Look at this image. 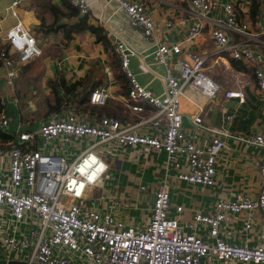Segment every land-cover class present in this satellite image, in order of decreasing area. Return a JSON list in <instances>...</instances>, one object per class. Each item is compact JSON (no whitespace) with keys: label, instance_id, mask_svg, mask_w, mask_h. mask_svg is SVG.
I'll use <instances>...</instances> for the list:
<instances>
[{"label":"built area","instance_id":"built-area-1","mask_svg":"<svg viewBox=\"0 0 264 264\" xmlns=\"http://www.w3.org/2000/svg\"><path fill=\"white\" fill-rule=\"evenodd\" d=\"M252 1L261 7L264 17V0ZM19 2L13 0L6 8L17 21L5 30V44L0 48V93L4 90L3 99L8 100H16L18 68L42 54L34 33L18 19ZM69 2L79 15L88 14L89 0ZM108 2L116 5L143 39L150 40L151 50L142 55L139 68L148 72L143 61L146 56H151L152 64L162 66L163 90L156 93L137 79L131 69L136 52L119 41L115 49L129 80L126 106L140 113L147 104L150 116L140 117L134 123L104 114L86 116L69 102L36 127L23 125L10 134L4 142L8 163L0 165V260L25 264H201L211 259L264 264L263 244L229 243L221 235L222 224L231 222L242 211H259L264 216V156L258 162L260 186L256 197L243 192L236 193L233 199L219 197L211 211L197 210L185 223L177 215L169 214L168 186L173 177L213 187L217 157L225 147L223 136L229 135L224 128L203 123L202 105L192 123L211 136L209 143L197 144L183 131L182 98L188 96L196 102L187 92L207 101L214 100L220 92L219 84L206 71V56L192 48L208 16L214 12L221 15L209 28L217 50L253 65L257 86L263 92L264 53L234 41L233 34H244L248 41H256L264 34V24L256 21V29L249 32L248 24L238 16L237 0H185L183 15L177 21L170 18L166 22L168 27L177 24L185 28V32L174 42H167L155 34L156 22L142 2ZM224 96L243 99L241 91L226 90ZM109 97L108 90L99 86L90 91L89 102L105 105ZM221 112L224 121L235 118V113L225 108ZM9 122L8 115L1 110L0 130L7 129ZM237 139L264 149L263 134H245ZM108 144L138 148L139 153L143 146H148L165 154V170L153 189L149 218L144 224L126 222L112 213L123 202L119 196L103 208L97 205L99 191L90 193L94 186L102 184L101 178L109 170L98 152L99 146ZM146 189L141 186L140 191ZM88 198H92L94 205L87 206ZM175 210L180 215L183 205H176ZM251 226L247 218L237 231L245 235ZM198 230L206 235H200Z\"/></svg>","mask_w":264,"mask_h":264},{"label":"crops","instance_id":"crops-1","mask_svg":"<svg viewBox=\"0 0 264 264\" xmlns=\"http://www.w3.org/2000/svg\"><path fill=\"white\" fill-rule=\"evenodd\" d=\"M12 1L0 0V48L5 44L3 38L5 30L17 21L6 11ZM137 1L145 5L155 20V34L162 41L174 42L179 38L180 33L185 32V28H180L177 24L174 27L166 25L168 19L177 21L178 17L183 15L185 0ZM237 1L238 16L248 24L249 32L256 29V21L264 24L261 7L258 4L252 0ZM69 3V0H20L16 7L18 19L34 33L42 54L18 68L16 100L3 99L4 90L0 93V111H5L10 119L8 128L0 131V165L2 166L8 163V158L4 155L5 139L20 130L21 126L34 128L46 118L41 117L37 123L32 124L25 121L27 117L23 112L27 108L25 105L35 101L49 108L56 100L54 85L62 80L66 84L82 82L83 84L77 85L75 90L80 94L99 86H104L108 90L110 97L106 104L96 105L106 108L101 113L100 109L95 108L96 111L91 112L89 108L77 107L72 100L78 111L86 116L104 114L122 122L134 123L140 117L151 115V108L147 104H144V110L140 113L132 112L126 106L125 96L129 84L127 83L125 88L116 76L118 69L123 72L119 54L115 49L119 41H124L136 52V56L131 60V69L137 79L156 93L163 90L162 66L152 64L151 56H146L143 61L149 67L148 72L143 73L139 68L142 55L151 50L150 40L143 39L138 30L129 26L126 17L116 9L114 3L108 0H89L90 9L85 15L89 25L102 28V34L106 37L105 43L98 40L97 35L89 29L74 30L75 23L82 16L78 13L76 15L74 7ZM215 19H221L220 13L214 12L208 16L202 34L196 38L192 48L206 56L204 62L206 71L219 84L220 92L214 100L207 101L198 94L188 91L187 95L195 98L196 102L188 96L182 98V124L187 138L197 144L207 145L211 136L200 131L192 123V117L198 113L199 106L202 105L204 110L200 115L203 123L224 128L229 135L223 136L225 147L217 157V172L213 187L169 178L171 202L169 214L177 215L184 223L190 220L197 210L211 211L219 197L233 199L238 192L256 197L260 186L258 162L264 156V149L240 141L237 137L253 133L264 135V92L257 86L253 65L232 58L228 52L217 50L209 32L210 25ZM233 39L258 48L264 53V34L259 36V40L248 41L246 35L234 33ZM226 90L241 91L243 99L225 97ZM59 93L62 94V89H59ZM222 108L234 112L235 118L224 121ZM56 111L59 110L52 112ZM146 129L152 130L151 127ZM105 146H109L110 152L117 156L116 166L120 170L115 174L114 183L105 187L107 191L105 195L104 184L94 186L90 193L95 194L99 191L97 205L103 208L106 204L109 205L112 198L119 196L123 202L115 207L112 213L126 222L135 220L138 224H144L149 218L153 189L165 170V154L148 146H143L142 153H139L138 148H119L109 144L99 146L98 152L106 155ZM181 163L184 165L183 162ZM141 186H146L147 189L140 191ZM179 204L183 205L180 215L176 214L175 210V206ZM132 205L137 208L130 209L129 206ZM247 218H250L252 226L245 235L240 234L237 229L243 227ZM197 233L206 235L202 230H198ZM221 235L229 243L247 242L264 245V216L259 211H242L239 215H235L231 222L222 224ZM201 264L240 263L205 259Z\"/></svg>","mask_w":264,"mask_h":264},{"label":"trees","instance_id":"trees-1","mask_svg":"<svg viewBox=\"0 0 264 264\" xmlns=\"http://www.w3.org/2000/svg\"><path fill=\"white\" fill-rule=\"evenodd\" d=\"M69 5H70V3H69ZM74 10L76 11V15H77V10L75 8H74ZM84 29L91 30V32H93L94 34L97 35L98 40L102 41L103 43L106 42V37H105V35L102 34V28L95 27L93 25H89L86 21L85 16H82L75 23L74 30L82 31ZM120 67H121V65H120ZM116 76L122 82V85L126 88L127 83L129 84V80L125 76V74L123 72H121L120 69H118L116 71ZM81 84H83V83L82 82H73L70 84H66L62 80L57 85H54V92L56 95V100H55V103L53 105L49 106V108L60 110L64 105L68 104L69 102L74 101L75 104L77 105V107H80V108L83 107L84 109L89 108L91 112L96 111L95 107H93L96 105H92L89 102V94H90V91L94 89V87L90 88V90L87 91L86 93L80 94L79 92H76L75 90H76L77 85H81ZM58 85H59V88H58ZM59 89H62V94L59 93ZM104 109L106 110L105 107H104ZM104 109L100 110V113L105 111ZM8 139H9V137H7L5 140L7 141Z\"/></svg>","mask_w":264,"mask_h":264},{"label":"rangeland","instance_id":"rangeland-1","mask_svg":"<svg viewBox=\"0 0 264 264\" xmlns=\"http://www.w3.org/2000/svg\"><path fill=\"white\" fill-rule=\"evenodd\" d=\"M246 3V2H245ZM243 6H246V4H243ZM25 106H27V108L23 111L24 115L27 116L25 121L29 122L30 124L32 123H37L39 119H41V117H47L48 113H50L51 111H54L56 109H51V108H45L44 106H42V104L37 103L35 101H31V103L26 104ZM96 109H100L103 110L104 107L102 106H96ZM105 110V109H104ZM27 112V113H26ZM107 150H110V148L108 146ZM100 153V152H99ZM107 152L106 155L101 154V157L106 161V163L109 165V170L107 171V173H105L102 178H101V183L102 185L104 184V188L108 185H111V183H114L115 179V174L119 173V168L116 166L117 163V156L113 155V152ZM160 177V175H159ZM106 188L103 191V194L105 195V193H107ZM85 203L87 204V206L89 205H94V201L92 200V198H88Z\"/></svg>","mask_w":264,"mask_h":264},{"label":"water","instance_id":"water-1","mask_svg":"<svg viewBox=\"0 0 264 264\" xmlns=\"http://www.w3.org/2000/svg\"><path fill=\"white\" fill-rule=\"evenodd\" d=\"M179 68V66H177ZM0 264H25L23 261H9L5 262L4 260H0Z\"/></svg>","mask_w":264,"mask_h":264}]
</instances>
